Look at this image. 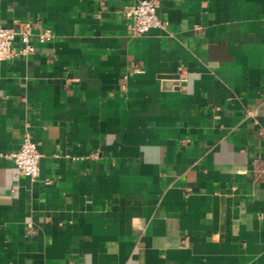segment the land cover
I'll return each mask as SVG.
<instances>
[{
  "label": "crops",
  "instance_id": "crops-1",
  "mask_svg": "<svg viewBox=\"0 0 264 264\" xmlns=\"http://www.w3.org/2000/svg\"><path fill=\"white\" fill-rule=\"evenodd\" d=\"M139 1L0 0V264H264V0Z\"/></svg>",
  "mask_w": 264,
  "mask_h": 264
},
{
  "label": "built area",
  "instance_id": "built-area-1",
  "mask_svg": "<svg viewBox=\"0 0 264 264\" xmlns=\"http://www.w3.org/2000/svg\"><path fill=\"white\" fill-rule=\"evenodd\" d=\"M155 0H141L123 9L125 16L131 21V29L137 36L146 34L151 28L162 27L163 23L156 16ZM33 25L23 22L18 28L5 27L0 24V61H8L18 57H26L35 51L31 42ZM40 43L49 42L52 33L47 28H39L36 32ZM14 164L15 175L35 178L39 172L41 154L29 132L23 134L18 150L3 156Z\"/></svg>",
  "mask_w": 264,
  "mask_h": 264
},
{
  "label": "water",
  "instance_id": "water-1",
  "mask_svg": "<svg viewBox=\"0 0 264 264\" xmlns=\"http://www.w3.org/2000/svg\"><path fill=\"white\" fill-rule=\"evenodd\" d=\"M163 78H165V79H176L177 76H164Z\"/></svg>",
  "mask_w": 264,
  "mask_h": 264
}]
</instances>
